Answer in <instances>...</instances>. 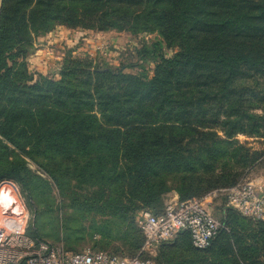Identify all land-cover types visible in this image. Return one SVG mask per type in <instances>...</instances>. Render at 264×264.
Wrapping results in <instances>:
<instances>
[{
  "label": "trees",
  "instance_id": "obj_1",
  "mask_svg": "<svg viewBox=\"0 0 264 264\" xmlns=\"http://www.w3.org/2000/svg\"><path fill=\"white\" fill-rule=\"evenodd\" d=\"M58 25L155 32L148 52L159 61L127 73L69 52L57 75H35L37 39ZM238 135L264 139V0H1L0 182L15 181L32 202L29 235L59 238L46 227L50 184L27 159L75 213L107 216L64 224L68 245L87 234L111 252L118 239L132 256L144 243L138 209L161 213L172 189L184 200L230 187L244 176L232 170L264 156ZM219 210L225 228L208 248L181 231L155 263L264 264V220Z\"/></svg>",
  "mask_w": 264,
  "mask_h": 264
},
{
  "label": "built area",
  "instance_id": "obj_2",
  "mask_svg": "<svg viewBox=\"0 0 264 264\" xmlns=\"http://www.w3.org/2000/svg\"><path fill=\"white\" fill-rule=\"evenodd\" d=\"M223 198L233 208L254 220H264V174L241 179L230 187L211 190L201 197L170 200L163 211L140 210L137 224L144 243L136 255L123 256L87 248L70 251L63 246L35 238L27 233L30 213L14 181L0 182V264H156L153 257L161 244L188 231L192 244L206 249L225 228L214 214V203Z\"/></svg>",
  "mask_w": 264,
  "mask_h": 264
},
{
  "label": "rangeland",
  "instance_id": "obj_3",
  "mask_svg": "<svg viewBox=\"0 0 264 264\" xmlns=\"http://www.w3.org/2000/svg\"><path fill=\"white\" fill-rule=\"evenodd\" d=\"M1 6V0H0ZM100 33V34H99ZM159 38L157 33H132L127 29H112L109 31H95L93 29L71 28L66 25H58L53 31L47 35L38 37L37 44L35 45V52L29 57L28 64L30 71L34 74L44 73L50 75H57L61 68L62 61L65 57L71 53L74 58H91L93 61L112 66L114 68L123 67L127 73H140L144 69L148 71L153 70L155 64L159 61L158 55L160 51H156L155 54L149 53L150 45ZM175 50L163 48L162 52H166L168 55H172ZM33 57L36 61H33ZM237 139L242 144L255 150L264 149V139L261 137H249L245 135H238ZM28 160L29 167L40 175L43 179L50 184L51 194L50 197L45 196V206L48 210L47 225L46 227L52 234H56L57 241L48 239L54 245H59L67 248L74 247L75 250L82 251L87 248H94L93 239H90L87 234H82L83 239L70 240L73 243L68 245L65 234L62 231L64 224L68 223L72 227H75L81 222L86 225L93 222L101 223L107 219V216L98 213H88L87 211H76L70 208L68 201L60 195L58 189L54 187L53 182L49 179V176L38 169L36 164ZM222 171L221 167L216 171ZM240 173V179H251L264 174V156L256 162L252 168L238 167V170H232V173ZM13 181V180H3ZM15 182V181H14ZM16 183V182H15ZM18 185V184H17ZM19 186V185H18ZM20 194L24 199L25 205L30 213V219L28 225L33 222L35 213L33 212L32 202L28 204L29 200L21 191ZM179 194L175 189L170 190L163 197V205L170 200H179ZM34 203V202H33ZM223 203V198L218 199L214 203L213 212L219 217L220 207ZM52 204V206H51ZM47 207H51L52 211ZM32 208V210L30 209ZM36 209H38L36 204ZM34 208V209H35ZM142 208L138 209L133 216V222L135 226L140 230L137 224V216ZM50 210V211H49ZM163 211V210H162ZM4 218H2L3 220ZM95 238L98 236H94ZM117 249V250H116ZM159 249V248H158ZM111 252H117L120 255L129 254L120 240H114L108 249ZM158 254V250L154 254V257Z\"/></svg>",
  "mask_w": 264,
  "mask_h": 264
},
{
  "label": "bare ground",
  "instance_id": "obj_4",
  "mask_svg": "<svg viewBox=\"0 0 264 264\" xmlns=\"http://www.w3.org/2000/svg\"><path fill=\"white\" fill-rule=\"evenodd\" d=\"M2 218H4V216L2 214H0V220H2Z\"/></svg>",
  "mask_w": 264,
  "mask_h": 264
},
{
  "label": "crops",
  "instance_id": "obj_5",
  "mask_svg": "<svg viewBox=\"0 0 264 264\" xmlns=\"http://www.w3.org/2000/svg\"><path fill=\"white\" fill-rule=\"evenodd\" d=\"M99 34H100V33H99ZM35 59H36V58L33 57V61H36V60H37V59H36V60H35Z\"/></svg>",
  "mask_w": 264,
  "mask_h": 264
}]
</instances>
